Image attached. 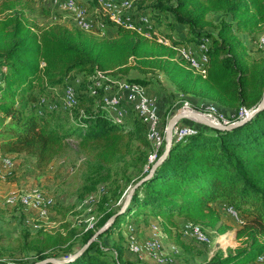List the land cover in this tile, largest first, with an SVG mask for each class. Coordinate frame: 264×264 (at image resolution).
Here are the masks:
<instances>
[{
	"label": "trees",
	"instance_id": "1",
	"mask_svg": "<svg viewBox=\"0 0 264 264\" xmlns=\"http://www.w3.org/2000/svg\"><path fill=\"white\" fill-rule=\"evenodd\" d=\"M140 7L167 33L171 47L105 19L106 37L57 22L39 24L35 0L0 1V155L21 158L43 172L75 150L82 170L77 198L86 200L103 190L102 216L95 230L83 233L70 223L34 232L22 228L14 240L0 236V264H35L50 258L67 260L61 264H141L124 260L123 229L131 223L146 225L149 219L159 220L185 264H264L258 261L264 259V109L229 131L185 121L196 132L172 141L165 160L118 214L125 190L148 174L165 142L150 163L153 147L147 123L130 104H121L127 114L116 124L105 103L108 86L126 83L150 89L155 78L163 76L185 100L214 104L229 112L230 122L238 121L239 112L254 110L264 93V55L253 47L264 32V0H153ZM41 14L50 12L42 9ZM208 41L207 72L202 77L174 48ZM132 71L141 76L131 77ZM67 86L74 87L76 104L64 109L56 90H62V97ZM52 201L49 210L55 206ZM111 203L117 204L115 209L104 208ZM9 207L24 220L26 210ZM228 208L238 221L227 214ZM115 215L87 249L68 260ZM224 216L237 226L225 223ZM185 223L216 236L235 227L240 245L191 263L201 254L196 248L200 246L183 236ZM105 237L112 238L111 247L101 242Z\"/></svg>",
	"mask_w": 264,
	"mask_h": 264
},
{
	"label": "rangeland",
	"instance_id": "2",
	"mask_svg": "<svg viewBox=\"0 0 264 264\" xmlns=\"http://www.w3.org/2000/svg\"><path fill=\"white\" fill-rule=\"evenodd\" d=\"M52 1L53 0H35L37 8L35 18L37 22L39 24L57 22L67 26H73L68 13L56 9ZM76 1L78 2V0ZM42 9L48 10L50 15H42ZM160 28L164 30V28ZM178 29H180V26H177L175 30L178 32ZM170 32L168 34H171L172 37H178V35H173V33H175L174 31ZM108 35L109 33L106 32L105 37ZM242 37L248 42L247 36L242 34ZM130 75L131 77L141 76L136 71H132ZM154 81L155 83L150 89L146 88V91L157 103L159 127L160 119L162 117V127L159 128L162 136H164L167 122L182 109L184 102L189 103L194 110L199 109L200 112H207L208 109L215 108L217 116H220L225 120L230 121V118L232 117L229 115V112L219 109L214 104L207 102L197 103L188 101L187 99L185 100L183 96L175 94L174 89L163 78V76H157ZM61 92V89L56 90V94L58 95L56 100L59 97L61 98ZM125 97L126 95H124L118 88H113L107 91L105 99L108 102L120 100L123 105H125ZM185 121L190 122L184 120L179 122V124L185 125ZM11 161V168L6 170L5 175L0 176V236L6 240H14L22 228H27L32 232L40 227L45 230H53L62 223H70L74 225L78 231L83 233L87 230H95L97 228L98 221L102 216L101 204L103 190L102 192L100 191L95 194L92 198L86 200H80L77 198V188L79 184H81L80 175L82 170L80 167L81 159L76 154L75 150L69 152L64 158L53 162L43 172L35 171L28 162L21 158L13 157ZM34 189L44 193L46 196L54 200L55 206L51 210H48L47 216L42 220H38L34 212L26 210L22 213L23 220L20 217L21 214L19 211H14L13 208L5 203V198L10 194H21L30 192ZM129 190L130 188L126 189L124 195H126ZM109 205L107 204L104 208L110 209L111 207V209H115L117 206V204H112L113 206ZM55 208H60L61 213H55ZM223 220L229 225L237 226V223L228 216H224ZM153 227H155V230ZM206 231L210 240L207 246H202V244H198L185 237L188 242H194L200 246V248H196L201 254L195 256V258L191 260V263L205 260L211 257L217 250L226 252L228 249H234L240 245L235 238V231L230 230L225 233L226 237L220 235L221 238H219L220 236H216L211 230ZM123 237L122 250L124 251V260H138L141 264H159L160 262L158 261H163L167 258L166 260L169 262L165 263L164 260L162 264H185L181 250L174 243L173 239L168 238L162 232V229L159 226V220L157 219H149L148 224L146 225L143 222L126 225L123 229ZM113 238L116 241L118 240L117 235H113ZM150 239H156L159 243V247L156 250L145 252L142 255L134 254L129 250L132 242L137 246H142L144 242ZM100 240L107 247L112 246V238L105 237Z\"/></svg>",
	"mask_w": 264,
	"mask_h": 264
},
{
	"label": "built area",
	"instance_id": "3",
	"mask_svg": "<svg viewBox=\"0 0 264 264\" xmlns=\"http://www.w3.org/2000/svg\"><path fill=\"white\" fill-rule=\"evenodd\" d=\"M151 1L153 0H94V6L89 7L83 6L76 0H53L52 2L56 9L68 13L73 27L86 33L98 37H105L106 32H108V27L102 22V20L105 19L115 27L135 32L149 41L171 47V39L162 33L155 25L150 15L147 13L148 10L140 7V5L144 7V5ZM208 45L209 41L199 45H179L174 49L177 55L182 58L194 72L205 77L208 64ZM253 47L254 50L264 55V32L254 41ZM97 86H99L98 83ZM115 88H118L126 95L124 100L125 104H130L137 115L147 123V138L153 147V152L149 156V162H154L157 159L158 151L164 144V136H162L159 129L156 101L148 95L144 87L137 84L118 83ZM111 89H113V87L108 86L105 88V91ZM105 103L110 107V117L112 121L116 124L122 123L123 118L127 114L126 110L120 107L123 103L120 100L108 102L106 99ZM60 104L64 109L72 108L76 104V92L74 87H65L60 99ZM182 108L193 109L187 102H184ZM250 112L251 111L241 110L238 114V120H242ZM202 113L214 123L223 125L232 123L229 120L217 116L215 108H210L207 112L203 111ZM195 132V128L189 125L179 124L173 129V140L179 141L186 136L193 135ZM11 166V159L7 156L0 155V176L5 175L6 170H9ZM5 203L8 206L19 205L24 210L34 212L38 220H42L47 216L53 201L44 193L34 189L30 192L21 194H10L5 198ZM226 212L238 221V216L232 208L226 209ZM153 229L155 230V227H153ZM182 232L184 237L198 244H208L210 242L208 235L199 225L186 223L183 226ZM222 236H226V234ZM219 238H221V236ZM158 247L159 243L157 240L150 239L144 242L142 246H137L132 242L129 250L134 254L142 255L145 252L154 251ZM166 259L167 258L164 259L165 263L169 262ZM164 260L158 261L160 262L159 264H162ZM263 260V257L258 258L259 262Z\"/></svg>",
	"mask_w": 264,
	"mask_h": 264
},
{
	"label": "water",
	"instance_id": "4",
	"mask_svg": "<svg viewBox=\"0 0 264 264\" xmlns=\"http://www.w3.org/2000/svg\"><path fill=\"white\" fill-rule=\"evenodd\" d=\"M264 109V93L262 95L261 101L259 102L258 106L252 110L245 118H243L242 120H238L235 122H232L230 124L227 125H223V124H217L214 123L212 121H210L204 113L194 110V109H184L182 108L181 110H179L168 122L165 128V133H164V151L161 154V156L153 163L151 169L149 170L148 174L142 178L141 180H139L136 184H134L130 190L128 191V193L126 194L123 204H122V208L120 210V212H118V214H120L128 205L135 189L141 185L143 182L149 180L151 178V176L153 175L154 171L156 170V168L165 160V158L167 157V155L170 152L171 149V144L173 141V129L179 124V122L187 120L190 121L191 123L194 124H198L204 127H207L209 129H214V130H219V131H229L232 129H235L237 127L242 126L243 124H245L246 122H248L254 115H256L258 112L262 111ZM117 214V215H118ZM112 216L93 236L92 238L88 241L87 244H85L77 253H75L74 255H72L71 257L68 258V260L74 259L77 256H79L85 249H87L88 245L94 241L99 235H101L113 222L115 217L117 216ZM67 260H58V259H46L43 260L41 262L35 263V264H46V263H52V264H61L64 263Z\"/></svg>",
	"mask_w": 264,
	"mask_h": 264
},
{
	"label": "crops",
	"instance_id": "5",
	"mask_svg": "<svg viewBox=\"0 0 264 264\" xmlns=\"http://www.w3.org/2000/svg\"><path fill=\"white\" fill-rule=\"evenodd\" d=\"M78 3L82 4V5L85 6V7H89V6H90L87 0H78ZM175 94H176V93H175ZM150 97H151V96H150ZM235 230H236V228L234 227V228L232 229V231H235Z\"/></svg>",
	"mask_w": 264,
	"mask_h": 264
}]
</instances>
